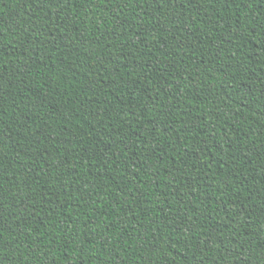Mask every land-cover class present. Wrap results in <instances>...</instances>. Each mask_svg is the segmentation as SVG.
<instances>
[{
    "label": "trees",
    "instance_id": "obj_1",
    "mask_svg": "<svg viewBox=\"0 0 264 264\" xmlns=\"http://www.w3.org/2000/svg\"><path fill=\"white\" fill-rule=\"evenodd\" d=\"M0 264H264V0H0Z\"/></svg>",
    "mask_w": 264,
    "mask_h": 264
}]
</instances>
